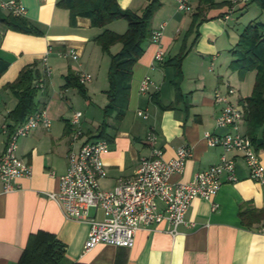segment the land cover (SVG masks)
Here are the masks:
<instances>
[{"label": "crops", "instance_id": "crops-1", "mask_svg": "<svg viewBox=\"0 0 264 264\" xmlns=\"http://www.w3.org/2000/svg\"><path fill=\"white\" fill-rule=\"evenodd\" d=\"M20 1L26 7L24 19L38 32L14 31L0 23V59L7 63L0 75V154L6 139L1 126H14L7 115L17 103L5 85L34 62L42 71L41 57L48 48L51 76L46 80L47 96L43 90L38 91L36 102L45 110L50 126H39L18 140L17 154L30 164L31 175L19 178L18 188L12 192L4 193L0 185V264H17L30 236L36 234L54 236L64 244L63 264H264V217L249 224H242L239 217L242 207L264 209V185L248 177L240 151L224 152L219 145H209L205 138L206 132L229 131L215 125L223 105L214 100V91L225 92L229 84L234 89L228 97L231 102H240L251 92L253 72L240 79L230 67L231 51L248 22L264 23V9L255 0H190L191 10L185 12L176 9L175 0H159L150 29L152 32L163 25L162 34L159 42H152L149 36L142 44L143 52L133 66L126 113L119 122L109 119L107 133L111 140L103 156L107 173L99 180L100 188L111 190L119 178L136 173L139 158L150 153L145 136L151 128L165 159L172 158L181 146L191 149L183 172L172 174L171 181L192 180L196 172L218 163L223 153L234 160L238 180L223 182L211 200L194 198L185 223L178 225L176 234L168 231V223L161 222L139 228L132 247L98 244L86 251L89 222L66 217L62 206L48 193L58 191L59 176L67 167L66 154L71 143L68 120L72 112L82 111V129L92 136L108 101L105 91L110 57L94 37L104 29L121 34L127 29V22L117 19L105 27H95L89 18L77 17L70 24L69 10L58 6V0ZM148 1L117 0L122 9L135 11ZM198 9L205 19L186 35L192 14ZM195 30L198 37L193 42ZM183 44L187 53L181 61L178 97L175 69L165 61L179 53ZM120 47L121 44H114L110 52L115 53ZM70 50L76 52V59L67 55ZM157 50L163 52L161 62L154 61ZM69 70L91 75L84 84L86 97L75 87L63 88ZM146 75L156 88L142 94L139 84ZM152 94H156L159 103ZM79 98L81 105L74 102ZM138 111L147 117L142 118ZM246 130L243 118L239 132L247 134ZM257 152L264 166V149ZM212 203L216 209L212 210ZM101 216L100 210H88V218Z\"/></svg>", "mask_w": 264, "mask_h": 264}, {"label": "built area", "instance_id": "built-area-1", "mask_svg": "<svg viewBox=\"0 0 264 264\" xmlns=\"http://www.w3.org/2000/svg\"><path fill=\"white\" fill-rule=\"evenodd\" d=\"M178 11L189 12L190 0H175ZM249 0H242L243 3ZM0 10L14 17H25L26 7L20 0H0ZM163 25L151 32L152 42H159ZM50 48L41 57L43 78L37 80L35 87L42 91L45 81L51 76L48 63ZM67 55L76 59L74 50ZM163 52L157 50L154 61L161 62ZM78 81L85 84L91 79L88 73L77 74ZM156 88L150 76H144L139 84L142 94H149ZM234 89L227 84L226 91L215 90L214 100L222 103L219 115L215 118L218 128L229 131L216 134L205 133L207 143L211 146H221L224 150H237L248 170V177L264 185V166L260 162L257 150L250 137L239 132V123L243 120L247 102H231L229 96ZM138 115L146 118L143 111ZM80 110H74L68 120L70 127V148L66 154L67 167L59 176V189L48 193L62 206L68 218L86 219L89 231L84 243V249L90 250L98 244H111L121 247H132L134 236L139 228L166 222L168 231L177 233V227L185 223V215L191 201L200 197L211 200L223 182H236L235 162L221 154L220 161L194 174L188 182L171 181L172 174H181L186 160L191 155L189 146L177 148L170 159L164 158V150L157 145V136L151 128L145 139L149 143L150 153L139 158L136 173L132 177L119 178L111 190L100 188L99 180L106 176L103 156L109 150V143L104 138H94L82 129ZM39 126L48 128L50 120L45 110L39 108L30 113L22 122L12 128L3 123L1 131L6 135L5 145L0 154V185L4 193L18 188L17 180L31 175L30 164L17 154L18 140L30 135ZM212 203V210L216 209ZM90 208L101 211V218H88Z\"/></svg>", "mask_w": 264, "mask_h": 264}, {"label": "trees", "instance_id": "trees-1", "mask_svg": "<svg viewBox=\"0 0 264 264\" xmlns=\"http://www.w3.org/2000/svg\"><path fill=\"white\" fill-rule=\"evenodd\" d=\"M201 1L209 3V0ZM255 1L260 8L264 9V0ZM57 5L69 10L70 24H74L77 17L89 18L91 25L95 27H105L117 19H124L127 22V29L121 34L104 29L94 37V41L101 47V50L109 55L110 63L107 72L108 88L105 91L108 101L102 108V120L92 137L110 141L111 137L107 133V129L110 127L109 119L119 122L126 113L133 66L143 52L142 44L151 35V18L160 7V1L149 0L140 11L122 9L117 0H58ZM204 19L201 9L193 13L186 35ZM0 23L14 31L38 32L24 17L4 15L0 12ZM195 33L193 42L198 37L197 30ZM117 43L121 44L120 49L111 53L110 47ZM186 53L187 50L183 44L179 53L165 61V64L171 65L175 69L176 81H174V85L178 97L180 96L178 85L181 79V61ZM231 53L233 60L230 67L237 72L240 79H243L246 73L253 72L251 92L244 98L247 102L244 120L247 125V135L254 148L256 150L264 149V23L261 21L248 22ZM6 67L7 63L0 59V75ZM43 77L42 71L34 62L23 67L16 79L5 85L17 99L16 106L7 115L14 125L22 122L30 113L39 109L40 104L36 102L38 90L35 83ZM64 79L63 88L75 87L82 96L86 97L84 84L78 81L77 74L69 70ZM46 83L45 81V87ZM45 87L42 92L44 97L47 96ZM152 98L156 103H159L156 94H152ZM9 127L12 128L13 125L10 124ZM239 217L242 224H249L264 217V209H243L242 207ZM64 255L65 248L62 242L54 236L36 234L30 236L17 264H63Z\"/></svg>", "mask_w": 264, "mask_h": 264}, {"label": "rangeland", "instance_id": "rangeland-1", "mask_svg": "<svg viewBox=\"0 0 264 264\" xmlns=\"http://www.w3.org/2000/svg\"><path fill=\"white\" fill-rule=\"evenodd\" d=\"M1 13L2 14H5V12H2L1 11ZM264 19V18H263ZM70 99H71V97H70ZM74 102H75V104H79V105H81L82 103H83V101H82V99L81 98H79L78 100H74ZM94 117V116H93Z\"/></svg>", "mask_w": 264, "mask_h": 264}]
</instances>
